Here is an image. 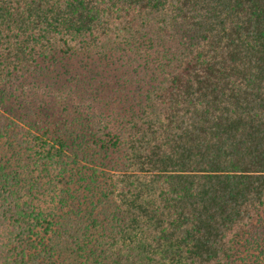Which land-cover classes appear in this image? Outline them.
I'll return each instance as SVG.
<instances>
[{
  "label": "trees",
  "instance_id": "1",
  "mask_svg": "<svg viewBox=\"0 0 264 264\" xmlns=\"http://www.w3.org/2000/svg\"><path fill=\"white\" fill-rule=\"evenodd\" d=\"M6 95L0 264H264V0H0Z\"/></svg>",
  "mask_w": 264,
  "mask_h": 264
},
{
  "label": "rangeland",
  "instance_id": "2",
  "mask_svg": "<svg viewBox=\"0 0 264 264\" xmlns=\"http://www.w3.org/2000/svg\"><path fill=\"white\" fill-rule=\"evenodd\" d=\"M7 96L8 95H6L5 101L2 103L3 106H0V113H3L5 116L13 115L16 118L17 117L16 114L18 115V111L12 106L13 103L12 98Z\"/></svg>",
  "mask_w": 264,
  "mask_h": 264
}]
</instances>
